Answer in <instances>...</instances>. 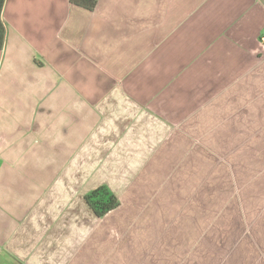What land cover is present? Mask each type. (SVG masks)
I'll list each match as a JSON object with an SVG mask.
<instances>
[{
	"label": "crops",
	"instance_id": "0c3cea01",
	"mask_svg": "<svg viewBox=\"0 0 264 264\" xmlns=\"http://www.w3.org/2000/svg\"><path fill=\"white\" fill-rule=\"evenodd\" d=\"M1 21L0 264H264V237L203 223L264 217V0H5Z\"/></svg>",
	"mask_w": 264,
	"mask_h": 264
},
{
	"label": "rangeland",
	"instance_id": "374dc122",
	"mask_svg": "<svg viewBox=\"0 0 264 264\" xmlns=\"http://www.w3.org/2000/svg\"><path fill=\"white\" fill-rule=\"evenodd\" d=\"M237 200L240 204V200H241V196L236 195ZM211 202V201H210ZM241 205V204H240ZM208 208V205L207 207ZM233 213H231L232 215ZM240 214V216H243L244 214H246V212H241V213H236L233 216L230 217V219L232 220V222H230V226L227 227V223L229 221V217L225 218V217H220V214L217 213L215 216L212 217H208L205 216L204 218V225H205V234L210 235L207 237H211L213 233H217L215 234L216 236H224L226 237L227 235H233L234 237H248L249 239L252 238L253 236L255 237H264V217L261 218V213H253L254 220L250 221V220H246L245 222L240 218V224H243V228H236L233 227L232 224L235 222H233V219H235V217H237ZM227 220V222L225 221ZM259 220V222L257 223V221ZM202 229L203 226L200 227V234H202ZM194 231H192L191 235H195L198 234V228L195 227L193 228ZM206 239H210V238H206ZM253 246H255V248H258L259 244H255L253 242ZM232 250V249H231ZM230 250V252H231ZM229 251V250H228ZM224 263V261H223Z\"/></svg>",
	"mask_w": 264,
	"mask_h": 264
},
{
	"label": "trees",
	"instance_id": "16d2710c",
	"mask_svg": "<svg viewBox=\"0 0 264 264\" xmlns=\"http://www.w3.org/2000/svg\"><path fill=\"white\" fill-rule=\"evenodd\" d=\"M96 2L97 0H70L71 4L88 10L93 9ZM4 3L5 0H0V49H2L5 38V30L1 21V13ZM84 199L98 218H102L119 206L117 198L106 187H99L98 189L89 192Z\"/></svg>",
	"mask_w": 264,
	"mask_h": 264
}]
</instances>
